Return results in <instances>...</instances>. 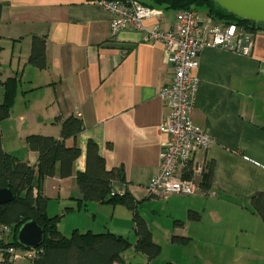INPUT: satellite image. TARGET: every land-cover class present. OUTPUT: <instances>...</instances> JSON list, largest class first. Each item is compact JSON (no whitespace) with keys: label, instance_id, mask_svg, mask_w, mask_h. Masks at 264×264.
I'll list each match as a JSON object with an SVG mask.
<instances>
[{"label":"crops","instance_id":"1","mask_svg":"<svg viewBox=\"0 0 264 264\" xmlns=\"http://www.w3.org/2000/svg\"><path fill=\"white\" fill-rule=\"evenodd\" d=\"M0 3V103L8 79L16 92L10 116L1 123L4 149L35 166L39 155L28 148L29 135L60 138V120L76 116L84 122L74 174L43 183L48 213L61 217L65 235L75 229L110 231L136 244L139 214L161 252L165 244L182 250L181 258L171 255L167 263L264 264V219L251 203L264 193V31L254 35L249 54L220 47L201 52L193 70L200 86L191 117L213 143L193 162L214 164L212 182L196 194L164 198L151 195L148 186L159 172L167 139L159 130L169 114L160 90L173 77L165 46L144 41V32L132 26L113 38V15L102 1ZM157 8L162 15L145 20L146 28L158 23L174 29L176 12ZM34 36L46 39L45 69L29 63ZM90 140L108 169L123 170L124 181L115 182L113 190L129 193L134 208L123 202L80 205L77 174L86 169ZM66 144L73 146L75 140ZM174 236L187 241L175 242ZM141 254L143 264L158 258L149 261ZM19 261L26 258L15 264Z\"/></svg>","mask_w":264,"mask_h":264},{"label":"trees","instance_id":"2","mask_svg":"<svg viewBox=\"0 0 264 264\" xmlns=\"http://www.w3.org/2000/svg\"><path fill=\"white\" fill-rule=\"evenodd\" d=\"M139 1L151 7L174 12L186 9L198 10L199 7H204L206 15L216 20L241 25L253 34L264 31V24L238 18L214 0ZM2 12L3 5L0 3V21ZM1 49L0 46V52ZM29 63L40 69L47 67V42L44 37H33ZM12 83V79L4 83L5 97L0 103V188H11L15 194L12 202L0 205V222L9 225L12 229L10 244L23 248L17 242L18 229L25 222L35 220L45 229L46 235L44 243L34 250L32 264H132L127 260L126 252L133 247L136 251L147 255L149 261L159 257L161 245L154 241L151 229L139 214L135 216V228L139 237L136 244H133L128 237L110 231L98 233L93 230L75 229L71 235H65L60 230L61 217L51 216L48 213L49 198L43 193V183L49 177L68 178L74 174L75 162L81 156L78 138L84 130V122L76 116L60 120V138L41 134L29 135L26 138L28 148L39 155L37 165H30L8 153L3 146L1 123L10 116L16 95ZM70 138L75 140L73 146L66 144V140ZM213 172L214 164H206L201 184L203 187L206 188L211 184ZM120 181H124L123 170L118 167L108 169L98 145L90 140L87 146L86 169L77 174V184L83 195L80 205L83 203L82 206L86 207L90 202L113 204L123 202L134 208L136 203L129 193L120 195L113 190L114 183ZM251 203L255 212L264 219V193L253 196ZM173 240L178 243L187 241L180 236H174Z\"/></svg>","mask_w":264,"mask_h":264},{"label":"built area","instance_id":"3","mask_svg":"<svg viewBox=\"0 0 264 264\" xmlns=\"http://www.w3.org/2000/svg\"><path fill=\"white\" fill-rule=\"evenodd\" d=\"M113 19L111 36L132 26L144 32V41L162 43L167 60L173 67L172 79L161 88L160 97L169 107V114L160 125L167 137L160 155L159 172L151 180V195H193L201 189L205 165L194 163L195 155L213 143L210 134L195 124L191 113L195 107L200 80L193 75L199 67L201 52L206 47H220L249 54L254 35L235 23H224L195 9L176 12L174 29L160 24L146 28L144 21L162 15V10L139 0L102 1ZM12 229L0 222V264H14L21 257L18 247L11 245ZM35 249H30L29 257Z\"/></svg>","mask_w":264,"mask_h":264},{"label":"water","instance_id":"4","mask_svg":"<svg viewBox=\"0 0 264 264\" xmlns=\"http://www.w3.org/2000/svg\"><path fill=\"white\" fill-rule=\"evenodd\" d=\"M223 9L238 18L264 24V0H214ZM15 194L11 188H0V205L12 202ZM46 231L35 220L25 222L17 232V242L25 249H37L45 241Z\"/></svg>","mask_w":264,"mask_h":264},{"label":"rangeland","instance_id":"5","mask_svg":"<svg viewBox=\"0 0 264 264\" xmlns=\"http://www.w3.org/2000/svg\"><path fill=\"white\" fill-rule=\"evenodd\" d=\"M198 12L200 14H202V15H205V8L204 7H199L198 8ZM66 224H68V220H65L63 222V228H66ZM69 232H70L69 233V235H70L72 233V231H69ZM19 250H20V253H21V257H19L16 260V262L18 260L22 259V258H26V261H19L17 264H30L31 263L30 262L31 259H30L29 254H28L30 249L19 248ZM181 253H182V250L172 249L171 246L165 244L162 247V252H161L160 256L156 259L154 264H166L168 262L167 258H169V256H171V255L175 256L177 258H181ZM126 258L132 264H143V256H142V254L136 252V250L134 248H131L130 250H128L126 252ZM179 264H191V263H190V261H187L185 263V261L180 260ZM192 264H194V263H192Z\"/></svg>","mask_w":264,"mask_h":264}]
</instances>
